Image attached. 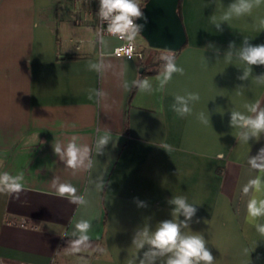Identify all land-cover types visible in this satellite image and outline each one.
I'll return each mask as SVG.
<instances>
[{
	"label": "crops",
	"instance_id": "0c3cea01",
	"mask_svg": "<svg viewBox=\"0 0 264 264\" xmlns=\"http://www.w3.org/2000/svg\"><path fill=\"white\" fill-rule=\"evenodd\" d=\"M233 2L181 0L185 44L176 51L141 46L143 63L155 72L139 76V59L112 53L117 38L98 40L94 9L78 21L73 0H0V173H22L24 185L18 195L0 193V264H127L134 254L139 264L147 247L135 249L136 233L184 219L172 215L175 196L196 207L182 231L204 237L214 264H264V238L254 226L264 218L247 213L250 199H264V171L249 164L264 148V134L245 143L244 130L230 126L231 112L248 115L245 105L257 100L264 107V85L253 78L264 65L240 80L245 65L236 56L244 39L264 44V4L217 31L212 15ZM172 52L183 74L174 73L161 91L164 65L154 57ZM90 62L98 71L89 70ZM137 78L148 79L152 91L133 90ZM189 92L200 99L181 117L172 105ZM202 112L208 124L200 122ZM105 134L111 141L97 154ZM73 137L89 149L76 168L54 151ZM257 177L261 190L245 194ZM61 183L75 194L61 196ZM6 217H25L36 228L8 225ZM82 220L92 225L95 248L62 246L65 237L81 238Z\"/></svg>",
	"mask_w": 264,
	"mask_h": 264
},
{
	"label": "clouds",
	"instance_id": "9594fccd",
	"mask_svg": "<svg viewBox=\"0 0 264 264\" xmlns=\"http://www.w3.org/2000/svg\"><path fill=\"white\" fill-rule=\"evenodd\" d=\"M99 9L98 16L101 21L106 22L107 31L109 34L120 39H127L129 42L133 41L137 34H139L144 25L138 24L136 21L147 18L138 4L137 0H98ZM264 4V0H234L229 4L227 9L217 17L212 15L211 21L213 27L217 31H222L221 25L230 22L234 17L239 18L245 15H250L254 8L260 7ZM260 30L264 31V19L258 21ZM212 47V45H209ZM235 47L234 43L229 44V51L226 53V61L232 62L233 53L231 49ZM237 59L242 62L245 67L243 75L238 79L246 80L253 73V66L264 65V44L253 45L248 39H244L242 46L236 50ZM164 61V71L162 78L159 81V89L164 90L165 86L172 79L174 73L183 74V69L178 67L173 55L162 56ZM89 70L98 71V64L94 62L89 63ZM255 82L264 85V74L253 77ZM132 85L139 88L141 92L150 93L152 91V84L148 79L139 81H132ZM127 87V85H125ZM93 92L99 95L98 92ZM91 98V95L90 97ZM200 99L198 93L189 92L186 95H176L175 103L172 105L173 111L179 116L184 117L192 113L189 106L190 102H196ZM248 115L233 111L230 116V126L243 129L240 133V139L247 143L250 139H259L261 134H264V107L261 106V100L245 105ZM199 120L203 124H208L210 117L205 113H200ZM78 137L70 138L66 147L62 148L59 143L54 146L56 154H61L62 159L66 160L68 167L76 168L79 163H82V152L89 151L87 145L77 143ZM111 141L110 135L105 134L97 138V154L102 153V149L106 147ZM167 153L171 151L169 145L162 147ZM249 164L256 170L264 171V148H261L256 156L249 157ZM23 174L12 175L8 172L0 173V193L3 194H19L24 185ZM103 187V182L99 185ZM262 181L259 177L250 180L244 186L243 192L247 194L250 190L259 192L261 190ZM61 196H68L75 194L76 189L70 184H59L58 188ZM83 203H86L83 197H77ZM169 203L174 205L172 215L173 217L183 216V220L166 219L160 221L154 230L150 231L148 227H144L138 231L134 237L133 244L135 249L139 252L143 251V257L139 258V264H156L157 258L166 259L163 264H214L215 258L209 248L206 246L204 237L200 234H185L182 228L188 227V222L192 220L196 213V207L188 203L187 198L183 196H175ZM140 206H144L140 203ZM247 213L252 220L264 218V199L257 200L252 198L247 203ZM255 229L257 233L264 238V223H256ZM91 223L88 220H82L77 223L76 228L82 234L81 238L76 240L74 244L77 246L75 250H79V246L85 241H89V231L91 230ZM136 255L129 259L127 264H136Z\"/></svg>",
	"mask_w": 264,
	"mask_h": 264
},
{
	"label": "water",
	"instance_id": "95a60500",
	"mask_svg": "<svg viewBox=\"0 0 264 264\" xmlns=\"http://www.w3.org/2000/svg\"><path fill=\"white\" fill-rule=\"evenodd\" d=\"M178 0H146L141 7L147 22L140 34L152 48L176 51L186 42L182 19L177 13Z\"/></svg>",
	"mask_w": 264,
	"mask_h": 264
},
{
	"label": "built area",
	"instance_id": "2783aa9c",
	"mask_svg": "<svg viewBox=\"0 0 264 264\" xmlns=\"http://www.w3.org/2000/svg\"><path fill=\"white\" fill-rule=\"evenodd\" d=\"M74 5L78 8V21L84 20L86 18V15L88 11L93 9L95 7L96 11V26H95V32L97 35L98 40L102 36H113L108 33L106 22L101 21L98 16V9H99V2L98 0H73ZM117 38L119 41L118 45H116L113 49V54L116 56L126 57V58H137L141 59L144 56V48L139 47L135 41L129 42L127 39H120L116 36H113ZM4 222L8 225H14L18 227H30V228H36V225L33 223L28 222L27 218L25 217H6ZM18 264H33V263H26V262H20Z\"/></svg>",
	"mask_w": 264,
	"mask_h": 264
},
{
	"label": "trees",
	"instance_id": "16d2710c",
	"mask_svg": "<svg viewBox=\"0 0 264 264\" xmlns=\"http://www.w3.org/2000/svg\"><path fill=\"white\" fill-rule=\"evenodd\" d=\"M143 6V5H142ZM140 6V7H142ZM93 9L95 10V7H93ZM96 12V11H95ZM177 13L178 15L180 16L181 18V0H178V3H177ZM165 51H168V50H165ZM174 52H172L171 54L169 55H173ZM162 56H158L156 55L154 57V63L155 64H163L164 65V61L161 59ZM143 59H139V66H142L143 67V71L140 73L139 76H141L142 74H145V73H153L155 71L153 70H150L148 69V67L143 63L142 61ZM139 78H137L136 81H138ZM136 88V86H133V90ZM80 238L78 237H65L63 238V241H62V246H68V247H77L74 242L76 240H78ZM95 243H96V240L94 239H89V241H85L82 245L79 246V248H95Z\"/></svg>",
	"mask_w": 264,
	"mask_h": 264
},
{
	"label": "rangeland",
	"instance_id": "374dc122",
	"mask_svg": "<svg viewBox=\"0 0 264 264\" xmlns=\"http://www.w3.org/2000/svg\"><path fill=\"white\" fill-rule=\"evenodd\" d=\"M135 43L141 47V46H145V47H150L146 40L144 39V37L139 33L136 35L135 39H134ZM151 48V47H150Z\"/></svg>",
	"mask_w": 264,
	"mask_h": 264
}]
</instances>
